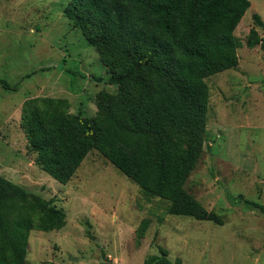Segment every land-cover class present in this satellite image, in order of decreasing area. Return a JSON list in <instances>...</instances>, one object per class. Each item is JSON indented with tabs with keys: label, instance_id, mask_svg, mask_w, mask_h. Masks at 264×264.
Segmentation results:
<instances>
[{
	"label": "rangeland",
	"instance_id": "1",
	"mask_svg": "<svg viewBox=\"0 0 264 264\" xmlns=\"http://www.w3.org/2000/svg\"><path fill=\"white\" fill-rule=\"evenodd\" d=\"M70 1L0 0V80L19 85L14 93L0 84V180L27 193L7 189L0 229H12L39 201L67 216L61 231L30 232L25 264H145L162 253L182 264H264V214L245 203L264 205V48L247 46L252 30L264 39L255 20L264 24V0H250L235 31L238 66L206 80L203 150L185 184L223 225L169 214V200L145 192L96 150L67 185L37 164L21 127L26 101L65 99L71 114L94 118L99 95L117 91L66 17Z\"/></svg>",
	"mask_w": 264,
	"mask_h": 264
},
{
	"label": "trees",
	"instance_id": "2",
	"mask_svg": "<svg viewBox=\"0 0 264 264\" xmlns=\"http://www.w3.org/2000/svg\"><path fill=\"white\" fill-rule=\"evenodd\" d=\"M250 7V0H71L66 17L98 52L109 74L106 83L117 91L99 95L94 118L71 114L65 99L26 101L21 127L37 164L67 185L96 150L145 192L169 200V214L223 225L185 184L203 150L206 80L238 66L235 31ZM255 20L264 25L259 16ZM258 45L264 48V39L252 30L247 46ZM0 84L19 91L6 80ZM0 183V212L10 202L8 188L27 194ZM245 203L264 214V205ZM66 217L64 210L39 201L32 214L16 217L12 229L2 226L0 264H25L30 232L61 231ZM145 264L182 263L162 253Z\"/></svg>",
	"mask_w": 264,
	"mask_h": 264
}]
</instances>
